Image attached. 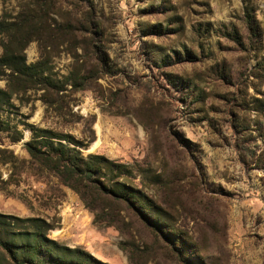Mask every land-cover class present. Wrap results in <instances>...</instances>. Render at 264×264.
I'll return each mask as SVG.
<instances>
[{
    "label": "rangeland",
    "instance_id": "1",
    "mask_svg": "<svg viewBox=\"0 0 264 264\" xmlns=\"http://www.w3.org/2000/svg\"><path fill=\"white\" fill-rule=\"evenodd\" d=\"M44 26L22 55L54 86L0 81V240L36 218L65 263L264 264V0H52ZM35 130L77 171L30 158Z\"/></svg>",
    "mask_w": 264,
    "mask_h": 264
},
{
    "label": "trees",
    "instance_id": "2",
    "mask_svg": "<svg viewBox=\"0 0 264 264\" xmlns=\"http://www.w3.org/2000/svg\"><path fill=\"white\" fill-rule=\"evenodd\" d=\"M52 0H30L29 3L21 5L15 15L10 16L3 12L0 16V81H4V88H49L54 86L53 81L43 75L45 63L38 61L26 64L22 50L33 35L45 29L47 13ZM41 35V33L39 34ZM11 90L0 89V109L8 105ZM0 132H9L7 123L0 118ZM67 136L53 134L46 130H35L34 138L39 141L26 143V151L30 158L49 167L58 174L76 172L78 155L72 148L65 146L61 141H66ZM68 142V141H67ZM45 149L41 152L39 147ZM89 162L83 168L85 176H89V167L94 163L102 164L109 171H121L124 166L120 164H109L102 157L88 156ZM76 163V164H75ZM29 223L36 231L32 233L19 234L22 237L20 244L14 240H0V246L4 251L10 253L13 260L19 259V264H78L77 262L65 263L63 258L54 254L59 251L55 244L48 240L42 233V221L36 218L23 220ZM8 225V224H6ZM6 253V252H5ZM73 253H81L76 252ZM63 256L66 254H62ZM85 258L97 263L91 256L85 254ZM80 258H76L78 261Z\"/></svg>",
    "mask_w": 264,
    "mask_h": 264
},
{
    "label": "bare ground",
    "instance_id": "3",
    "mask_svg": "<svg viewBox=\"0 0 264 264\" xmlns=\"http://www.w3.org/2000/svg\"><path fill=\"white\" fill-rule=\"evenodd\" d=\"M95 145V144H94Z\"/></svg>",
    "mask_w": 264,
    "mask_h": 264
}]
</instances>
